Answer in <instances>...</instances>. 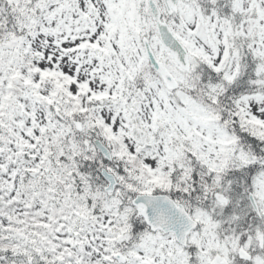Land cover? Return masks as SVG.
Segmentation results:
<instances>
[{
  "label": "snow or ice",
  "instance_id": "snow-or-ice-1",
  "mask_svg": "<svg viewBox=\"0 0 264 264\" xmlns=\"http://www.w3.org/2000/svg\"><path fill=\"white\" fill-rule=\"evenodd\" d=\"M0 264H264V0H0Z\"/></svg>",
  "mask_w": 264,
  "mask_h": 264
}]
</instances>
